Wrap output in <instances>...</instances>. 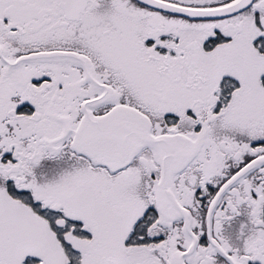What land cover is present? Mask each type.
Segmentation results:
<instances>
[{
    "label": "snow or ice",
    "instance_id": "snow-or-ice-1",
    "mask_svg": "<svg viewBox=\"0 0 264 264\" xmlns=\"http://www.w3.org/2000/svg\"><path fill=\"white\" fill-rule=\"evenodd\" d=\"M0 264H264V0H0Z\"/></svg>",
    "mask_w": 264,
    "mask_h": 264
}]
</instances>
